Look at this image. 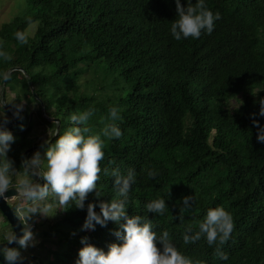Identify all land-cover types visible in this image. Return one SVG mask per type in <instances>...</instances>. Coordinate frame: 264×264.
I'll list each match as a JSON object with an SVG mask.
<instances>
[{
    "label": "trees",
    "instance_id": "16d2710c",
    "mask_svg": "<svg viewBox=\"0 0 264 264\" xmlns=\"http://www.w3.org/2000/svg\"><path fill=\"white\" fill-rule=\"evenodd\" d=\"M25 4L0 24V51L10 57H0V79L5 71L18 68L31 88L21 71L10 70L1 94L5 106L10 108L4 95L10 90L17 100L36 102L39 122L57 125L61 135L76 126L70 120L73 113L92 112L81 126L89 127L91 134L115 123L122 133L119 138L101 135L102 201L115 198L113 180L103 169L119 167L125 175L132 169L136 182L126 214L151 219L157 235L168 231L193 264H264V143L257 141L259 129L253 125L255 119L264 128L258 103L264 99V0H205L221 17L214 30L180 41L170 33V22L176 19L174 0H25ZM181 5L186 7V0ZM32 24L34 30L26 34ZM17 31L25 33L26 44L15 38ZM107 69L113 78L104 77ZM86 73L79 84V76ZM232 99L237 105L229 107ZM110 107L120 110V119L109 118ZM0 112L7 114L1 103ZM16 118L11 129L3 127L14 137L9 158L16 159L17 170L23 172L22 152L38 143L26 137L32 128L29 112L24 109ZM4 120L0 116V124L5 125ZM149 170L157 173L155 179L147 177ZM186 196H193L194 202L181 222ZM157 198L165 199L163 215L146 211L145 205ZM99 202L89 194L83 210L74 205L59 210L62 218L42 232L58 235L59 247L52 258H29L20 249L24 262L75 264L84 237L104 252L109 244L121 243L113 235L118 225L111 221L105 227L96 224L94 231L82 230L87 204ZM16 205H8L13 213ZM216 207H223L234 221L222 248L227 260L215 256L216 246L210 247L203 236L188 245L182 240L186 227L198 231V222ZM95 211L99 214V207ZM0 217L9 226L1 213ZM9 230L11 234L10 226ZM6 243V237H0V245Z\"/></svg>",
    "mask_w": 264,
    "mask_h": 264
},
{
    "label": "clouds",
    "instance_id": "9594fccd",
    "mask_svg": "<svg viewBox=\"0 0 264 264\" xmlns=\"http://www.w3.org/2000/svg\"><path fill=\"white\" fill-rule=\"evenodd\" d=\"M174 2L176 19L170 22V33L177 41L189 37L198 39L202 31L210 35L214 30V22L221 18L219 13L213 14L208 9L205 0H195L194 4L191 0H186V7L181 5V0ZM29 22H32L31 18ZM15 38L21 44L28 42L27 36L21 31L15 33ZM0 57L5 60L10 59L4 51H0ZM16 69L21 71L18 68H11L8 72ZM21 73L25 77L26 74L22 71ZM258 103L259 115L264 116V99L259 100ZM119 112L117 107H110L109 118L113 121L120 119ZM91 115V111L73 113L70 120L76 126L67 129L62 135L57 133L58 126L55 125L54 133H57V138L54 142H45L47 147L44 158L41 159L40 152L37 151L31 158L21 161L22 173L14 167V162L7 156L10 144L14 142L11 132L4 128L7 119L3 121L5 125L0 124V198H5L6 193L14 190L12 199L20 202L14 209V215L22 225L21 235L17 237L11 232L7 236L6 243H15L19 245V249L0 247V255L3 256L6 264L28 263L24 262L25 257L21 255L20 249L26 250L38 243L29 223L34 215L50 217L58 209H68L73 205L83 210L89 194H94L95 199L100 202L87 204V216L82 230L94 231L96 224L105 227L107 222L111 221L118 225V230L113 235L122 242L109 244L107 252H104L89 244L88 238L84 237L80 241L84 246L78 251L79 258L75 264H193L192 259L177 249L168 231H162L157 235L153 230L151 219L126 214L131 186L136 182L134 170L128 169L125 175L121 173L119 167L103 169L104 175L113 180L115 198L107 202L101 200L103 193L98 188L102 171L100 163L104 159V141L101 135L112 139L119 138L122 133L115 123H106L100 134H91L89 127H81L87 124ZM255 115L251 114V117ZM14 119L17 120L16 114ZM49 121L57 123V120ZM253 125L259 129L257 141L264 143V128H261L255 119ZM33 148L35 146L30 149ZM23 157L22 154L21 158ZM109 163L111 165L115 162ZM17 176H20V179L14 183V178ZM156 176L155 171L147 172L149 179H155ZM40 180L43 184L39 182ZM193 202V196L182 198L183 206L178 217L181 222L184 220V213L192 207ZM54 207L55 211H53ZM96 207H99V214L95 211ZM145 208L148 213L163 215L167 206L165 199L157 198L148 202ZM233 230L234 221L229 212L223 207L209 208L204 219L198 222V231L193 232L191 227H186L182 240L188 245L203 236L210 247L216 246L214 255L221 260H227L228 256L222 248L230 239ZM158 244L160 247L157 246Z\"/></svg>",
    "mask_w": 264,
    "mask_h": 264
},
{
    "label": "rangeland",
    "instance_id": "374dc122",
    "mask_svg": "<svg viewBox=\"0 0 264 264\" xmlns=\"http://www.w3.org/2000/svg\"><path fill=\"white\" fill-rule=\"evenodd\" d=\"M26 8L25 0H0V24L3 22H6L16 16V14L20 13L23 9ZM34 30V24L29 25L28 28L26 29V34H31L32 31ZM100 65V64H99ZM102 65V64H101ZM88 70V69H87ZM98 72L100 73L99 69H97ZM104 72V71H102ZM98 73V74H99ZM105 74L104 77H110L113 78L112 76L109 75L108 69L105 70L103 73ZM114 77H117L115 75V72H113ZM88 76V74H82L78 78V83L82 84L85 80V78ZM117 84L119 83V79L117 77ZM100 80H97V83H99ZM109 82V81H106ZM124 85V82H122V85ZM2 87L0 86V103L2 104L3 102V97H2ZM4 95H6V102L8 103V106L10 107V111L12 113V116L15 118L16 113H20L22 110H27L29 112V118L32 122V128L31 131L28 133L26 136L29 139H33V141L38 143V146H35L36 150H31L27 155L23 157V160L26 158H31L33 153L39 151L41 155V159L44 158V151L40 150L39 147L46 146L47 144L45 143L47 139L49 138L50 134L55 131L54 126H48L44 123L39 122L38 116L36 114L37 110V103L36 102H27L24 98H20L17 100L15 97V94L13 91L6 92ZM114 95V94H113ZM237 105V102L232 99L229 101V107H234ZM0 116L4 119H8L10 122V116L9 114H4L0 112ZM44 117V114H43ZM46 120H48L46 117H44ZM49 121V120H48ZM8 122V123H9ZM51 122V121H49ZM5 128H12L10 127H5ZM51 140H49L50 142ZM24 152V151H23ZM22 152V154H23ZM8 158L10 157V153H7ZM22 157V155L20 156ZM16 159H12V161H15ZM14 167L16 169L17 166L14 164ZM22 173V172H21ZM20 179V176H17L14 178V183ZM51 197L49 198V200ZM7 204L9 206L13 204H18L20 203L17 200L12 199V197L6 199ZM53 211H55V207L53 208ZM51 215V212L49 213ZM62 218L61 211L59 209L56 211V213L53 216L50 217H44L39 214L33 216L32 220L29 221V223L32 225V232L35 235L36 245L34 247H29L26 250L23 249V253L26 254L29 258H36V259H48L49 260L52 258V252L56 251L59 247V244L57 242L58 235H56L54 232L49 231L46 235H42V232L46 230V227L48 224H53L55 222H58ZM10 234L9 226L2 220L0 217V237L5 238L7 240V236ZM43 238H45L43 246H40V241L43 242ZM0 260L4 261V258L0 257Z\"/></svg>",
    "mask_w": 264,
    "mask_h": 264
},
{
    "label": "water",
    "instance_id": "95a60500",
    "mask_svg": "<svg viewBox=\"0 0 264 264\" xmlns=\"http://www.w3.org/2000/svg\"><path fill=\"white\" fill-rule=\"evenodd\" d=\"M8 71H5L4 74L2 75L1 79H0V86L3 85L5 77L7 75ZM26 77V81L27 84L29 85V87L31 88V84H30V80L27 77V75H25ZM2 107L4 108V110L9 114V116L11 117V121L9 123H7L5 126L9 127V126H14L17 124V120L14 119V117L12 116L11 111L7 108V106H5V104L2 102ZM56 121V120H55ZM56 133L53 134L52 138L50 140H52L55 137ZM36 148L33 149H28L23 153V156L27 155V153H29L31 150L33 151ZM21 161H23V158H21ZM41 184L42 180H40ZM15 194L14 190H10L8 193H6V197L5 198H0V213L1 215L7 220V223L9 224L11 230L13 231V233L19 237L21 235V224L19 222V220L15 217L14 213L12 212V210L10 209V207L7 205L6 199L12 197ZM17 244L13 243V244H2L0 245V247H11V246H16ZM4 264H6L5 261H3ZM22 264H29V263H22Z\"/></svg>",
    "mask_w": 264,
    "mask_h": 264
}]
</instances>
